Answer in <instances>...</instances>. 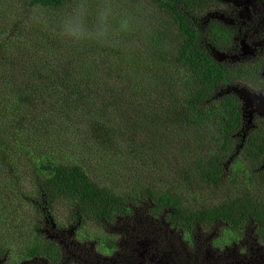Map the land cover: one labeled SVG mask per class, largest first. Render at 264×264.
<instances>
[{
    "label": "trees",
    "instance_id": "1",
    "mask_svg": "<svg viewBox=\"0 0 264 264\" xmlns=\"http://www.w3.org/2000/svg\"><path fill=\"white\" fill-rule=\"evenodd\" d=\"M147 1L153 10L135 16L126 37L98 42L60 33L59 12L77 0H19L42 17L32 28L43 42L14 50L0 34V264H61L56 228L106 227L146 204L180 231L251 224L264 236V116L238 144L241 101L222 92L253 72L205 46L232 42L225 24L202 26L213 0ZM24 19L6 24L13 37H27ZM170 138L180 149L161 156ZM92 158L99 169L106 160L127 169L98 171ZM237 163L247 177L234 191ZM58 207L65 224L53 216Z\"/></svg>",
    "mask_w": 264,
    "mask_h": 264
},
{
    "label": "rangeland",
    "instance_id": "2",
    "mask_svg": "<svg viewBox=\"0 0 264 264\" xmlns=\"http://www.w3.org/2000/svg\"><path fill=\"white\" fill-rule=\"evenodd\" d=\"M87 5L90 15H88L89 24L92 23L96 12L102 6L110 5L112 7L111 36L115 37H126L130 24L135 29L132 24L134 17L142 13L150 14L153 10L152 5L147 0H87ZM246 6L243 8L238 4L235 5L237 17L244 12L242 19L239 20L243 21L245 31L243 35H240L242 38L238 46L231 52L215 50L210 47V50L213 49V54L217 60L236 61L253 50L263 28L264 20L254 13L251 4ZM23 15L25 18L23 32L26 33L27 37L17 34L13 37L6 24L14 23ZM208 17L211 16L205 17L204 21H209ZM41 18V16L38 17L32 12L24 10L20 6L19 0H0V34L4 38L12 40L14 50L31 49L36 51L37 48L34 46L43 41H40L35 34L32 25ZM36 19H38L37 22H35ZM122 19L128 20L127 29H120L119 22ZM155 25L157 24L155 23ZM2 30L4 33L1 32ZM136 42H139L138 39ZM134 45L136 46V44ZM135 46L131 47L134 48ZM163 70H166L168 74L172 72V69L166 64L161 71ZM180 76V73L173 70L174 79L178 80ZM222 92L235 93L242 102L243 124L236 136L237 143L240 144L248 129L251 128L253 116L264 113V90H255L246 84H235L223 87ZM150 112L153 111L150 110ZM151 136H153L152 131ZM159 140L160 137L157 138V141ZM170 140L171 138L168 142L160 143L162 146L161 156L164 153H170L172 149H180V146L173 145ZM110 143H113V140ZM151 145L152 148L156 146L154 143ZM112 151L121 156L124 153L117 148ZM107 154L110 156L107 159L113 158L111 153L108 152ZM116 159L121 164L124 158L117 157ZM90 161H93L92 168L98 171H103V167H107V170H118L117 173L120 176L127 169L126 166L113 167L110 160L101 163L102 169H99L97 165H94L93 158ZM132 163L139 164L138 161H132ZM240 166L239 163L235 165L237 180H231L234 191L242 189L236 186L243 183V175L247 177L246 170L238 169ZM207 194L209 196L213 193L208 192ZM217 195H212L210 198L216 201L224 193H221L220 196L217 193ZM188 196L191 197V195ZM196 196L202 200L198 195ZM8 199L10 207L14 209L15 202L11 201L10 197ZM148 206L146 204L137 207L129 216L117 219L113 224H107L106 227L88 223L85 226L72 227L66 231L63 228L61 231H59L60 228H56V237L60 239L64 251V260L61 264H264V236L259 237L250 224L246 225L243 230L236 232L228 230L216 232V229L209 233L201 229H194L191 232L180 231L166 223L162 217H151L147 212ZM53 216L65 224L66 212L64 209L56 208ZM12 262L15 264L14 258H12ZM21 262V264H28V262ZM16 263L20 264L19 262ZM31 264L44 263L32 262Z\"/></svg>",
    "mask_w": 264,
    "mask_h": 264
},
{
    "label": "flooded vegetation",
    "instance_id": "3",
    "mask_svg": "<svg viewBox=\"0 0 264 264\" xmlns=\"http://www.w3.org/2000/svg\"><path fill=\"white\" fill-rule=\"evenodd\" d=\"M236 4L240 5L243 8H246L247 7L246 5L251 4L252 7L254 8V13L258 15L259 17H261L262 20H264V0H213L211 2V7L208 10L207 15H205L202 18L201 22L204 24L202 26H206L205 23L208 21H204V19L205 17L210 15L211 17H208L209 21L213 20V21L221 22L225 24L226 27L230 30V40L232 42L230 44V47L222 51L231 52L232 50H234L238 46V43H240L241 41L242 37H240V35H243L245 31V26L243 25V21L239 20V19H242V14L244 12L241 13L239 17H237V10L235 8ZM205 46L208 47L209 53L215 58L213 54V49L215 48L212 47L210 43L205 44ZM210 47L213 49L210 50ZM215 50H218V49H215ZM218 61H223L227 64H245V67L248 70H251L253 72L249 76L250 77L249 81H247V79L240 80L231 85L246 84L249 87L254 88L255 90H264V22H263V28L261 30V33L253 47V50L249 54L244 55L241 59L236 60V61H229V60H218ZM241 111H242V102H241ZM241 113L243 116V111ZM262 116H264V113L254 115L252 118V122L254 119L258 117H262ZM148 214L150 215L149 212ZM150 216L157 218L152 215Z\"/></svg>",
    "mask_w": 264,
    "mask_h": 264
},
{
    "label": "clouds",
    "instance_id": "4",
    "mask_svg": "<svg viewBox=\"0 0 264 264\" xmlns=\"http://www.w3.org/2000/svg\"><path fill=\"white\" fill-rule=\"evenodd\" d=\"M88 15L87 0H79L68 14L61 10L57 16L60 33L73 41H107L112 31L110 24V17L113 15L112 7L104 5L98 9L91 24L88 22ZM119 27L120 29L127 28L128 20L122 19Z\"/></svg>",
    "mask_w": 264,
    "mask_h": 264
}]
</instances>
